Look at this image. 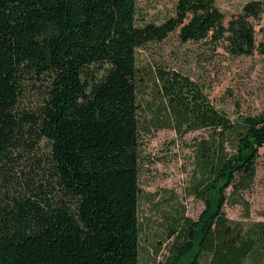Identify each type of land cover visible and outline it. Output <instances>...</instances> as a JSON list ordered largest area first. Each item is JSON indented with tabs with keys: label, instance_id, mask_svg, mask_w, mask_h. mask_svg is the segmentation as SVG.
<instances>
[{
	"label": "trees",
	"instance_id": "obj_1",
	"mask_svg": "<svg viewBox=\"0 0 264 264\" xmlns=\"http://www.w3.org/2000/svg\"><path fill=\"white\" fill-rule=\"evenodd\" d=\"M263 14L251 1L226 23L216 0H176L174 16L139 25L137 0H0V181L21 149L50 144L40 184L0 190V264H140L138 50L178 32L264 55V23L258 39L253 22ZM158 79L163 125L209 132L198 144L205 209L177 222L158 264H264V221L225 210L255 181L264 112L235 122L188 76L160 69ZM36 88L42 104L23 109Z\"/></svg>",
	"mask_w": 264,
	"mask_h": 264
},
{
	"label": "rangeland",
	"instance_id": "obj_2",
	"mask_svg": "<svg viewBox=\"0 0 264 264\" xmlns=\"http://www.w3.org/2000/svg\"><path fill=\"white\" fill-rule=\"evenodd\" d=\"M251 1L216 0L226 23L239 15ZM176 0H137V21L162 24L175 15ZM257 33L264 23L253 21ZM260 39V34H257ZM138 99L140 105V264H158L165 260L173 239L171 230L184 216L198 220L205 209L196 189L203 177L199 165L198 144L209 137L206 130L177 132L163 122L169 115L163 109L165 100L160 93V69L177 71L198 83L212 105L238 122L245 116L264 112V55L234 57L223 45L206 42L184 43L179 33H172L161 42H151L138 50ZM34 82L29 81V87ZM37 86L40 83H36ZM44 90L34 89L23 98L28 111L42 104ZM173 125V124H172ZM21 159L1 177L0 190L23 189L47 169L50 144L42 140L34 153L21 149ZM18 154V153H17ZM25 158V159H23ZM41 167V168H40ZM227 216L234 221H264V149L257 160L253 185L239 194V203H228Z\"/></svg>",
	"mask_w": 264,
	"mask_h": 264
}]
</instances>
